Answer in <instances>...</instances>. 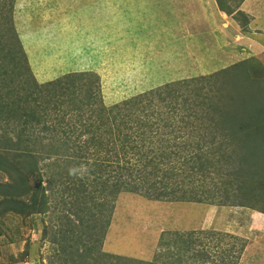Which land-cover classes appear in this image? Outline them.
<instances>
[{"label":"rangeland","instance_id":"rangeland-1","mask_svg":"<svg viewBox=\"0 0 264 264\" xmlns=\"http://www.w3.org/2000/svg\"><path fill=\"white\" fill-rule=\"evenodd\" d=\"M115 1L0 0V37L7 35L8 30L17 37L38 81L74 70L98 72L101 97L89 105L90 110L103 109V104L127 107L124 102L138 93L170 82L183 81L184 84H178V90L184 101V93L189 94L186 104L202 96L215 103L229 90L231 94L242 95L243 100L252 98L254 91L247 87L244 75L260 88L263 85L257 80L264 79V53H255L253 46L257 42L264 44L260 34L264 32V0H118L120 5L139 10L133 18L124 16L118 22L111 11ZM122 21L127 22L128 29L121 27ZM116 23L119 26L115 29ZM232 27L233 33L225 34V28ZM226 42L245 47L233 50L236 57L233 63H227L231 59L226 60ZM219 55L225 60L220 67L212 61ZM248 56L252 57L248 59ZM205 71L210 72L205 74ZM11 80L12 77L6 83L14 92L10 100L25 92ZM78 99L88 101L87 87L78 94H70L62 109L81 106ZM25 104L31 116L22 114ZM22 106L21 110L17 109L21 115L18 120L7 116L6 124V118L0 114V133L11 137L26 122L34 129L36 138L34 135L31 139L36 142L39 156L32 158L36 171L29 174V179L41 184L39 194L44 198V205L41 213L0 212V264H68L58 258L60 243L69 246L84 234L76 232L78 228L73 226L74 233L69 237L67 228L77 220L74 212L86 219L95 215L98 207L103 209L100 196L103 169L93 161L103 159V146L97 153L96 146H87L80 152L82 142L87 139L85 133L80 135L81 126L100 125L103 111L91 113L89 118L86 111L81 123L82 116H76L75 112L60 119L56 111L48 109L46 96H37L33 101L30 98ZM196 109L200 111L201 107L198 105ZM49 116L53 117V125L65 126L66 133L74 130L70 141L78 148L71 145L66 149L51 138V132L43 129L51 123ZM25 130L26 136L30 133L27 125ZM260 147H264L263 142ZM129 152L132 153L131 150L121 152V164L130 157ZM132 167L139 170L140 164L135 161ZM95 174L101 179H95ZM8 180L9 176L0 171V182ZM209 180L207 177L202 185L198 181L182 182V187L195 188L199 195L202 187L211 185ZM174 181L178 179L171 184ZM203 194L209 200L197 203L120 193L114 201L106 235L103 239L101 229H96L93 245L90 243L95 248L91 251L98 248L99 253L159 262L160 241L167 242L169 251L176 249L181 240L173 231L192 230L206 232L201 235L203 243L199 246L211 255L205 264H234L235 261L236 264H264V203L254 207L226 205L212 192ZM187 256H191V251L181 254L180 261L176 254L174 264H202L197 256L191 260ZM171 260L174 258L168 256L167 261Z\"/></svg>","mask_w":264,"mask_h":264},{"label":"trees","instance_id":"trees-1","mask_svg":"<svg viewBox=\"0 0 264 264\" xmlns=\"http://www.w3.org/2000/svg\"><path fill=\"white\" fill-rule=\"evenodd\" d=\"M21 45L9 30L7 35L0 37V102L4 103L0 104V114L6 118V124L9 119L7 116L18 120L21 115L17 109L21 110L23 103H27L30 98L35 100L37 96L48 97V109L56 111L60 119L68 114L74 115L75 112L76 116H82L83 123L86 111L89 113L88 118L91 113L96 115L95 112L103 111L99 118L100 125L88 123L80 128V135H87L80 152L87 146H96L97 153L103 146V159L93 160L98 168L103 169V189L100 192L103 209L98 207L95 215L86 219L75 212L76 216L67 214L77 218L76 223L67 228L68 233H71L69 237L72 238L74 233L73 226L78 228L76 232L79 230V233L84 234L79 235L75 243H69V246L60 243L58 258L61 261L68 264L69 261L77 264H174L177 259L175 255H178L180 261V255L187 251H191V256H187V259L197 256V261L202 264L211 260V255L205 249L199 248L203 243L201 235L206 232L192 230L173 231L181 240L180 246L173 249L174 251H169L165 244L167 242L160 241L159 246L162 249L158 252L161 259L159 262L107 252L99 253L98 248L96 253L92 252L95 248L91 246L96 229H101L104 239L114 211V201L123 192L136 193L152 200L197 203L209 200L203 193L212 192L217 195L215 198L221 204H248L254 207L260 202L259 205H263L264 147L261 148L260 144L264 143V79L257 80L263 84L260 88L255 81L244 75L247 87L254 91L252 98L244 100L242 95L231 94V90H226L228 92L222 93L215 103L202 96L198 101L186 104L189 94L184 93V101L183 94L178 90V84L184 83L177 81L159 84L152 87L153 89L138 93L130 101L124 102L127 107H106L103 104V109L98 107L99 111L90 110L89 105L97 103L101 97L97 84L100 77L98 72L74 70L52 77H44L46 75L42 74L44 80L38 81ZM11 77V82H17L15 87L25 91L23 95L20 94L12 100L10 94L14 92L7 86ZM84 87H87L88 101L81 102L78 99L81 106L62 109L68 96L78 94ZM220 90L225 92V88ZM141 98H145V102ZM198 105L201 107L200 111L196 109ZM24 106L22 114L31 116L28 106ZM49 121L50 125L43 129L51 132L54 137L51 138L59 146H65L66 149L71 145L75 146L70 141L74 130L66 133L65 126L60 125L58 128L53 125L52 116H49ZM26 125L30 133L25 136ZM19 129L11 137H5L4 132L0 133V171L10 178V181L0 182L1 214H20L23 211L27 214L41 213L44 205V198L39 194L41 184H34L33 179L32 182L29 179V174L36 171L32 158L39 156V151L35 148L36 142L31 139L35 135L34 129L30 128L28 122L23 123ZM126 150H131L132 153L129 152L130 157L121 164L120 154ZM135 161L140 164L139 170L132 167ZM207 177L210 178L211 185L202 187L199 195L195 188L182 187V182L193 184L198 181L202 185ZM176 178L178 181L171 184ZM95 179L101 178L95 174ZM169 185L171 186L168 189ZM168 256L174 260L168 262ZM221 263H224L223 258Z\"/></svg>","mask_w":264,"mask_h":264},{"label":"crops","instance_id":"crops-1","mask_svg":"<svg viewBox=\"0 0 264 264\" xmlns=\"http://www.w3.org/2000/svg\"><path fill=\"white\" fill-rule=\"evenodd\" d=\"M114 3L115 4L113 5L111 11L116 16L115 19H116L117 22H118V20H122V18L124 16H129L130 18H133V16L139 14V10L135 9V11H133L131 9V7L128 6V5H123V4L120 5L118 0H116ZM128 7H129V9H128ZM120 24H121V27H124V28L126 27L127 28V22L125 24V22L122 21V23H120ZM131 25H133V23H131ZM118 26H119L118 23H116L115 29ZM224 31L226 32L225 34H228V33H231L232 34L233 33V27H232V29H228L227 28V30H224ZM225 34H224V37L227 39V37H226ZM260 34H261V37H262V39L264 41V32H261ZM125 35H128V33H125ZM123 38H125V37H123ZM255 41H262V40L255 39ZM127 43H128V41H127ZM255 45L256 46H253V49H255V53H257V54L259 53L260 54L262 51L264 53V50H262L263 49L262 47H264V44L261 46V42H257ZM241 47L242 48H245L244 46H238V44H234V43H231L230 44L229 42L228 43L226 42V47H225L226 48V51H227L226 60L228 58L231 59L230 61H227V63H229V62H232L233 63V61L236 60V57H235V54H234V51L233 50L240 49ZM244 51H246V49ZM257 51H259V52H257ZM244 53L246 54V52H244ZM253 56H255V54ZM251 57L248 56L246 58L250 59ZM241 60H242V58H241ZM212 61L213 62H216L218 64V67H220V64L222 63V61H225V60L223 59V57L221 55H219L218 57H215L214 60H212ZM207 63H208V61L205 64H207ZM201 72H203V71H201ZM206 72H210V71H205V74H206Z\"/></svg>","mask_w":264,"mask_h":264}]
</instances>
